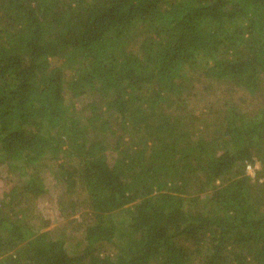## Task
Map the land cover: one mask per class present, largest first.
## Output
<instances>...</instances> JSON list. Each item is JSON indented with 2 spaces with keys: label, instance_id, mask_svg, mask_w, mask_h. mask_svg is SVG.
Returning a JSON list of instances; mask_svg holds the SVG:
<instances>
[{
  "label": "trees",
  "instance_id": "1",
  "mask_svg": "<svg viewBox=\"0 0 264 264\" xmlns=\"http://www.w3.org/2000/svg\"><path fill=\"white\" fill-rule=\"evenodd\" d=\"M0 189V264H264V0H0Z\"/></svg>",
  "mask_w": 264,
  "mask_h": 264
},
{
  "label": "rangeland",
  "instance_id": "2",
  "mask_svg": "<svg viewBox=\"0 0 264 264\" xmlns=\"http://www.w3.org/2000/svg\"><path fill=\"white\" fill-rule=\"evenodd\" d=\"M196 87H199V85L196 84ZM197 92V97L198 98H195L191 101V104H193V106H191L192 108H195L197 112H199L198 110H204L206 109V106L209 105L211 106L212 104H216V103H219V101H214L213 100V97L215 98V96H203L204 98H202V93L201 92V89L198 90V88L195 90ZM219 90H215V93L214 94H217ZM200 97V98H199ZM212 103V104H211ZM65 157L62 156V159ZM249 165H250V168H248V173H250L251 176H254V172H255V169H257L259 167V164H255L254 166L250 163V162H247ZM2 188H8V186H5V184L2 185ZM2 192V189H0V193ZM0 198H1V195H0ZM48 205V201L47 200H39L38 202V207L43 209L45 208V206ZM50 207H48L49 209ZM46 209V208H45ZM53 225H51L52 227Z\"/></svg>",
  "mask_w": 264,
  "mask_h": 264
},
{
  "label": "built area",
  "instance_id": "3",
  "mask_svg": "<svg viewBox=\"0 0 264 264\" xmlns=\"http://www.w3.org/2000/svg\"><path fill=\"white\" fill-rule=\"evenodd\" d=\"M248 168H250V165H249V164L247 165V169H248Z\"/></svg>",
  "mask_w": 264,
  "mask_h": 264
}]
</instances>
